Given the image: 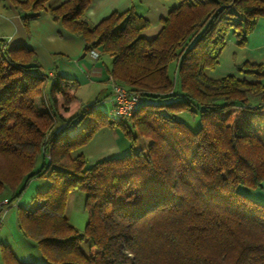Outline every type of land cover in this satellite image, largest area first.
Instances as JSON below:
<instances>
[{
    "label": "trees",
    "instance_id": "1",
    "mask_svg": "<svg viewBox=\"0 0 264 264\" xmlns=\"http://www.w3.org/2000/svg\"><path fill=\"white\" fill-rule=\"evenodd\" d=\"M48 1H15L24 26L46 11L84 43V55L109 57L106 82L139 101L118 119L110 87L113 121L97 100L79 110L75 81L49 77L30 48L0 39V219L15 207L20 230L49 264H264V204L245 194L264 183V67L236 68L255 81L211 75L228 35L243 45L264 17V0H176L152 39L142 36L149 23L132 9L92 26L84 19L90 0L46 8ZM177 81L179 99L151 101L177 96ZM191 109L200 116L196 132L176 119ZM102 127L148 145L93 164L72 158ZM41 177L49 185L37 205L20 210L25 187ZM74 191L85 194L83 234L64 214ZM84 239L89 254L80 249ZM2 255L5 264H33L7 248Z\"/></svg>",
    "mask_w": 264,
    "mask_h": 264
},
{
    "label": "crops",
    "instance_id": "2",
    "mask_svg": "<svg viewBox=\"0 0 264 264\" xmlns=\"http://www.w3.org/2000/svg\"><path fill=\"white\" fill-rule=\"evenodd\" d=\"M15 1L0 0V39L10 47L25 45L30 48L40 61L49 77L61 75L76 83V96L80 100L86 95L83 89L97 90L96 100L100 103L110 101V85L105 78V65L102 59L94 61L84 56V43L62 26L56 24L44 11L36 19L30 20L27 28L22 22ZM67 0H49L45 7L55 8ZM177 5L176 0H90L84 12V19L90 25H97L115 12L132 9L143 16L149 27L142 32L147 39L154 38L161 29V20L167 16L171 8ZM251 63L264 67V17H260L254 30L247 36L243 45H238L234 38L227 39L218 65L211 72L213 77L232 75L237 79L255 81L252 77L240 74L237 67ZM81 91V92H80ZM81 93V95H80ZM89 98L93 100L94 98ZM128 139L116 130L100 128L89 143L73 151L71 157L82 155L88 164L102 159L119 157L130 153ZM245 194L252 200L264 204V183L259 189L247 190ZM5 210L1 219L12 214ZM8 219V218H7Z\"/></svg>",
    "mask_w": 264,
    "mask_h": 264
},
{
    "label": "rangeland",
    "instance_id": "3",
    "mask_svg": "<svg viewBox=\"0 0 264 264\" xmlns=\"http://www.w3.org/2000/svg\"><path fill=\"white\" fill-rule=\"evenodd\" d=\"M228 37L235 39V35H233V33H230ZM102 61L106 67H110L109 57L103 56ZM175 69H176V63L171 62L170 65L168 66V75L171 81L173 82L175 81V76H174ZM107 85L109 86L108 83ZM83 90H84L83 93L86 92L84 98L87 99H82L79 110H82L83 108L92 105L94 103V100L96 99V97L93 96H95V94H97L98 92L97 90L95 91L94 89H90V88L88 89V91H85V89ZM47 91H48V87L46 88V98L48 99ZM174 91L177 96H173L165 99H154V100L151 99V101L155 104H165L175 99H179L181 96V89L178 81L174 87ZM92 97L94 99L92 101L89 100V98ZM97 105H98V109L105 114L106 118L108 120L113 121V115L111 113L109 103L104 104V103H100L99 101ZM176 119L183 122L193 132H196L200 129V124H201L200 116H199V112L196 110L191 109L190 111H183L177 113ZM127 125L132 135L135 136L134 134L136 133L135 130H133L132 126H130L128 122ZM258 129L260 128H257V134L258 136L261 137L262 133ZM117 132L120 133L119 131ZM127 142L129 143L128 146L131 147V150L133 152H138L139 150L145 149L149 141L144 137L138 136L132 144H130L128 140ZM41 166H42V160L41 158H39L35 164V170L36 171L39 170ZM48 185H49V181L45 177L34 178L31 181H29V183L25 187L21 197L17 202L18 208L20 210L22 209L30 210L34 208L37 205V201L35 200L36 194L38 192L45 191ZM3 196L8 197L9 192L4 191ZM84 204H85V194L83 192L80 191L70 192L67 198L65 212H64L70 225L74 227L76 231L80 234L84 233L85 226L87 223V212L85 210ZM10 211H12V214L9 217L2 219V226L0 228V264H5L2 255L3 248H7L19 262L33 263V264H49L45 259V257L40 252V250L38 249L35 242L31 238L25 236L23 232L20 230V226L17 221L18 210L15 209V207H13L11 209H8L7 212ZM80 249L84 254H89L92 251L89 240L84 239L83 241H81Z\"/></svg>",
    "mask_w": 264,
    "mask_h": 264
},
{
    "label": "built area",
    "instance_id": "4",
    "mask_svg": "<svg viewBox=\"0 0 264 264\" xmlns=\"http://www.w3.org/2000/svg\"><path fill=\"white\" fill-rule=\"evenodd\" d=\"M86 58H90L94 61L99 59V54L96 51H91L84 55ZM110 87L112 89V104H113V113L116 118L123 119L130 117L136 109L137 103L139 101L138 95L131 94L127 92L122 87L114 84L110 81ZM6 204V200L0 202V205ZM1 227V219H0Z\"/></svg>",
    "mask_w": 264,
    "mask_h": 264
}]
</instances>
